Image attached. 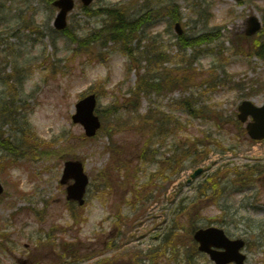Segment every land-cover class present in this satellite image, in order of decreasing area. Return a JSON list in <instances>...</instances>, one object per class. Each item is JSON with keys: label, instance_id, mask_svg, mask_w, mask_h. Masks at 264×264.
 <instances>
[{"label": "rangeland", "instance_id": "1", "mask_svg": "<svg viewBox=\"0 0 264 264\" xmlns=\"http://www.w3.org/2000/svg\"><path fill=\"white\" fill-rule=\"evenodd\" d=\"M78 5L68 17L72 41L54 29L56 9L44 0H0V142L17 147L0 146V264H214L191 235L210 226L246 241V264H264V141L234 124L242 101L264 103V61L237 50L238 40L247 44L248 17L264 24V0H95L90 12ZM102 7L147 19L128 44L106 42L98 34L112 19L95 14ZM174 11L182 38L219 39L185 47ZM89 35L95 42L82 43ZM168 75L182 86L136 92L143 76ZM89 93L104 123L94 139L72 120ZM185 100L205 114L182 109ZM71 158L85 161L90 177L84 207L69 204L61 184ZM203 183L215 193L197 205ZM174 221L177 245L165 249Z\"/></svg>", "mask_w": 264, "mask_h": 264}, {"label": "water", "instance_id": "2", "mask_svg": "<svg viewBox=\"0 0 264 264\" xmlns=\"http://www.w3.org/2000/svg\"><path fill=\"white\" fill-rule=\"evenodd\" d=\"M94 0H81L83 6H90ZM241 1V0H238ZM53 5L58 8V12L54 21V27L57 30H64L67 27V18L69 13L75 8V0H55ZM262 28L261 22L255 17H250L247 20L246 35L249 37L257 34ZM181 34L182 31L179 30ZM97 99L95 95L87 96L76 105V114L73 116L75 123L83 125L86 135L93 137L101 127L100 119L95 115ZM240 119L245 122L248 116H252L253 123H250L248 130L250 135L255 139L264 138V106L256 107L251 102L245 101L240 106ZM202 172V169L196 171L192 177H196ZM73 180L74 183L67 188V198L70 201H76L80 205L84 204V195L89 183V178L84 172V164L81 161H67L65 164L62 184ZM4 189L0 182V195ZM196 239L200 242V250L211 254L217 264H227L236 261L238 264H243L244 256L240 254V249L244 246L241 240H228L223 231L215 228L200 230L196 233ZM223 247L226 252L217 253L212 250V247Z\"/></svg>", "mask_w": 264, "mask_h": 264}, {"label": "trees", "instance_id": "3", "mask_svg": "<svg viewBox=\"0 0 264 264\" xmlns=\"http://www.w3.org/2000/svg\"><path fill=\"white\" fill-rule=\"evenodd\" d=\"M44 1L47 2L49 5H51L53 2V0H44ZM100 10L101 11H99V12L95 11L96 12L95 14L106 13L112 19L111 23H109L103 29L100 30L102 32V34H98V36L100 38H103L104 40H106V42L107 41L108 42L113 41L115 43H119V44H123V45L128 44V42L131 40L133 34L141 28V26L145 23V20L147 19L146 15H144V16L140 17L139 19L129 20L127 18L126 13L120 9L102 8ZM86 11H89V9H86ZM174 12H175L174 19L178 20L179 16L176 15V11H174ZM30 29L36 30L37 28L30 27ZM64 33L66 35H68L72 41H78L76 36L70 32L69 28H67L64 31ZM93 40H94V37H91V35H89L88 37L83 39L81 42L85 43L86 45H90L92 42H95ZM182 40H181V42L185 41V43H183V45L185 47H188V46L192 47V46L199 44L201 42L207 43V42L214 41V40H210V37H208L207 35H203V36L198 37V38H189V39H184L183 41ZM126 48L129 49L130 56L133 57L132 52H131L132 48L129 46H126ZM253 50L256 51V54L258 56L264 57V44H262L260 42H256L253 45ZM140 80H141V85H140L139 90L136 92H139L141 90L142 91H150V92L154 91V90L156 92H164L166 89L168 91H172L175 88L181 87L183 84L182 82L180 83L178 81H174L175 78L172 79L171 77H169V75L166 76L164 79L159 80V81L147 78L145 76H143ZM180 107L182 109L183 108L188 109L191 111L192 114L197 115L194 108L193 109L191 108V104H190L189 100H185V101L181 102ZM202 115H204V114H202ZM0 136H3V133L1 131H0ZM6 141H8V140L5 139L4 142H6ZM4 142H0V146H2L1 144H3ZM12 145L14 146V149L16 150L17 147L10 142H8V143L6 142L3 146L6 148H12L11 147ZM183 169H184L183 166H179V167H177V169L176 168L174 169L173 174L174 175L179 174ZM176 238H177V233H175L172 229L171 235L169 236L168 244ZM168 244H165V245L168 246Z\"/></svg>", "mask_w": 264, "mask_h": 264}]
</instances>
